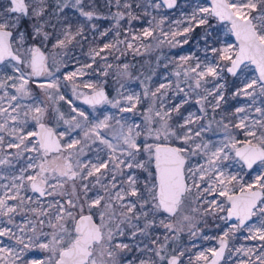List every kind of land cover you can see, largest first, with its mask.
<instances>
[{
    "label": "snow or ice",
    "instance_id": "6c2138e0",
    "mask_svg": "<svg viewBox=\"0 0 264 264\" xmlns=\"http://www.w3.org/2000/svg\"><path fill=\"white\" fill-rule=\"evenodd\" d=\"M106 3L109 15L102 17L94 0H55L54 6L51 0H0V72L12 70L0 75V168L9 170L0 171V180L7 181L0 183V222L5 224L0 237L19 246H3L0 240V264H17L30 249L47 253L30 264H182L185 251H169V242L185 229L196 236L198 219L218 214L227 225L216 238L218 247L189 255L188 264H227L226 252L248 258L239 264H264V0H211L210 6L193 9L186 27L167 33L163 19L151 27L152 16L150 27L132 33L130 40L140 3L135 8L133 0ZM161 3L172 9L177 0ZM161 3H148L144 15ZM66 9L83 22L70 19ZM101 18H110L113 27L99 35L112 31V37L90 47L91 62L62 72L74 46L89 39L85 26L95 30L91 22ZM213 20L235 43L221 40L217 32L213 43L218 46H206L203 60L190 64L192 56L179 57L175 81L153 87L146 78L141 94L117 90L110 97L106 80L83 79L108 77L114 68L118 81L131 79L129 65L114 64L109 56L119 60L127 50H147L151 44H143L144 38L164 43L154 36L156 28L171 37L172 46L186 44L187 38H175L186 37L194 27L207 26V39ZM122 31L125 38L118 39ZM97 58L103 63L97 64ZM31 83L45 100L33 95ZM62 87H70L91 111L66 99ZM169 91L183 93V99L169 107ZM230 100L245 102L225 108ZM60 101L69 105L67 113ZM189 103L199 106V115L181 112ZM16 216L23 222L17 223ZM240 231L262 243L256 250L230 248ZM133 248L142 255L130 258Z\"/></svg>",
    "mask_w": 264,
    "mask_h": 264
},
{
    "label": "rangeland",
    "instance_id": "374dc122",
    "mask_svg": "<svg viewBox=\"0 0 264 264\" xmlns=\"http://www.w3.org/2000/svg\"><path fill=\"white\" fill-rule=\"evenodd\" d=\"M154 1H155V3H161L160 0H149V3L150 2L154 3ZM5 2H6V0H5ZM51 2L53 3V6H54L55 0H51ZM161 5L163 6L162 3H161ZM197 6H210V3L207 0H179L178 7L174 11H172L171 14H166L165 12H162L158 9V16H157L158 19L152 22L151 27H155V25L161 19H163L164 23H163V25H161V27H162L164 32L167 33V32H171L174 30H180V29L187 26V18L189 16H191L193 9L196 8ZM65 11L66 12L70 11L71 15L69 16V18L72 19L73 21L83 22V18L80 17L79 14L77 12H75L74 10L66 9ZM154 13H155V11H154ZM153 15L154 14H152V16ZM151 18L152 17H150L142 27H139V28H137V30L130 32L128 34V39L129 40L131 39L132 33L139 34L143 28L150 27L148 21L151 20ZM100 21L101 20L98 19V20L91 22V23L96 24L95 30L90 29L89 27H87V25L85 26V32L89 37V39L87 40V45H85V46L75 45L74 46L73 51L69 54V57H68V59L71 61V63L69 64L68 68H62L61 69L62 72H67V71L73 70L75 67H79L81 64H83L85 62H91L90 56H89L90 47L101 46L112 37V35H113L112 31H109V35L106 37H101L99 35V33L103 32L105 30H108V29H112L113 21L108 22V23H104L101 26L99 25ZM176 21H180V23L177 24ZM53 23H55V21H53ZM210 23L212 25V28H211V32L213 33L212 36H208L207 39H205V33L202 35H199L198 33L195 32L196 27H194L193 31L187 33L186 37L185 36H178L175 38L178 41H183L186 38L188 40V42L186 44L180 43V44H177L176 46H172L168 42L171 39V37L161 36L160 35V28H156L154 36L160 37V39L164 40V43H167L170 45V53L168 56L164 57L159 62L160 65L156 66L155 69L153 70L152 78L149 81V83L153 87L158 86L160 83H169V82L175 81L177 79L174 75V71L176 69L177 64L179 63V57H181V56H192L193 60L189 61L190 64H194L196 59L203 60L204 55H205L204 49L206 46H208V47L218 46V43H213V39H214L217 32L219 33L221 40H223L225 42H229V43H235L234 38L231 36L230 33H227V29L224 25L218 24L214 20L210 21ZM26 24H27L26 22L23 23V27L25 29H27ZM94 33H95V42L93 43L92 37H93ZM124 38H125V34L122 31L121 35H120V37H118V39H124ZM156 40L157 39H155L154 37L144 38L142 43L145 45L153 43L150 47V48H153L155 45L154 42ZM157 41H159V40H157ZM131 42H133L134 45H139L141 43V41H131ZM120 47L123 48L124 46L120 45ZM150 48H148V49H150ZM143 51H145V49L143 47H141L140 53H142ZM208 56L209 57L212 56L211 52L208 53ZM73 57H74V59H73ZM132 60H133V58H130L125 54L122 55L119 60H115L113 56H109V61L113 62L114 64L123 65L124 63H127L128 65H130V63H132ZM102 63L103 62H101L99 60V58H97V64H102ZM89 71H91V70H89ZM116 71H118V70L115 68L110 69L108 77H103L100 75H93V76H86L83 79L86 81L87 80H91V81L106 80V81H108L109 78L118 79L116 74H115ZM119 71H122V68L119 69ZM10 74H12V70L10 68L5 69L3 72H0V75H10ZM59 75H60V73H57V76H59ZM40 80L43 81V78H40ZM105 85H104V87H105ZM227 85H228V90L230 93L231 87H232V80L228 79ZM30 87L32 88L33 95L35 97H38L41 101L45 100V97L43 95V91L39 87H37L36 83H31ZM181 87H184L185 90L188 91L186 85L181 84ZM81 90L87 91L85 89H81ZM117 90H120L125 94H131L133 92L136 94H141L143 92L142 79H140V77H138V76H135V77H132L131 79L126 80L124 85H123V88L114 89L112 92L110 91V97H115L117 95ZM61 91L66 94V99H69V98L72 99L76 106L80 107L81 109H86L88 111H91V109L89 107L84 106L80 102V100L75 99V97L72 94V90L70 87L69 88H63L62 87ZM227 95H228V93H226V96ZM168 96L171 97V100L169 101V107L173 103H179L183 99V93H180L177 95L173 91H169ZM244 102L245 101H243V100H230L228 105H225L224 107L231 109L233 105H239V104H242ZM24 103L28 104V103H31V101L25 100ZM146 103H147V101H144L143 104H141L138 107L143 108L144 104H146ZM59 106L61 107L62 111H65L67 113V111L69 109L68 104H66L64 101H60ZM198 107L199 106L196 105L195 103H189V104L184 105V107L181 109V112H185V110H189V111H195L199 115L200 113L197 111ZM103 110L104 109H100V111H103ZM108 111L109 112H115L116 110L109 108ZM208 111H209V116L207 117V119H211L213 114L211 112V109H209ZM124 115H127L129 117L133 116L132 113H128V114H124ZM176 118L179 119V116H177ZM220 118H221L220 112L215 113V119L219 120ZM135 120H136V122H139L140 117L138 115L135 116ZM213 130L214 131L216 130L215 122H213ZM206 135L209 137H212L213 132H209ZM219 138H220V134L217 132L215 135V139H219ZM11 151H15V150H11ZM20 164H23V161H21ZM20 164H17V165L20 166ZM0 171L8 173L9 170L7 168H0ZM255 174L256 173L253 172L252 175L254 176ZM246 179H247V177H246ZM6 182L7 181H4L3 183H6ZM219 215H222V214H218L216 217H214L212 215H208V216L203 217L202 219H198L197 224H196L197 235L191 236L188 229H185L184 232L179 234L177 239L169 242V245H168L169 251H171L173 249H175L176 252H179L180 250H184L185 256L182 259V264H188L187 257L189 255H192L194 253H199L200 251H203L209 247H218V243H217L216 238L219 237L220 235H222V231L225 230L227 227V225H225L224 221H222L218 218ZM18 217L19 216H17L16 221H19ZM3 226H5V225H0V227H3ZM7 226L12 227L11 225H7ZM45 231H48V229L45 228ZM157 233L163 234L164 229H157ZM247 235L248 234L244 231H240V232L236 233L235 238L230 240V248L232 246H235L237 248L243 246L244 242L246 241L245 236H247ZM204 237H212V239H204ZM126 242H131V241L126 240ZM261 243H262L261 241H258V243L253 247V249L256 250ZM8 246L19 247L18 245L15 244L14 240H9V239H8ZM26 254H27L26 255V258H27L26 261L29 262V264L33 260L39 262V261L46 259V257H47V253H45L39 249L27 250ZM128 255L130 258H134L135 256L142 255V254L139 253L135 248H133L132 251L130 253H128ZM241 259L247 260L248 258L243 256L242 254L238 255L235 252H226L225 260L227 261V264H239V261ZM17 264H20V262L17 261ZM221 264H224V261Z\"/></svg>",
    "mask_w": 264,
    "mask_h": 264
},
{
    "label": "trees",
    "instance_id": "16d2710c",
    "mask_svg": "<svg viewBox=\"0 0 264 264\" xmlns=\"http://www.w3.org/2000/svg\"><path fill=\"white\" fill-rule=\"evenodd\" d=\"M140 3L141 7L140 8H135V4ZM149 3V0H133L134 8H135V14L139 16V19L136 21L132 22V31L137 30V28L142 27L146 21L153 16H156V20L158 19V10H153L151 8H148V11L151 13L150 15H144L143 9L146 7V5ZM155 3V1H154ZM94 6L95 9L102 17H106L109 15V7L106 3V0H94ZM162 12H165L166 14H171L172 11L166 10L162 5L159 9ZM111 11H115V8L113 7ZM155 11V13H154ZM68 16L71 15L70 11H67ZM156 14V15H155ZM101 21L99 22L100 26L104 23L111 22L112 20L109 19H104L101 18ZM95 21V20H94ZM26 22V28L30 30V25L27 21ZM122 26H125L127 24V21H122L121 22ZM207 26H201V27H196L195 32L198 33L199 35H202L206 32ZM154 42V41H153ZM155 45L153 48L147 49L143 51L142 53H134L133 50H128L125 55H127L130 58H133L132 63L129 65V73L131 74V78L138 76L140 79H142V82L146 80V78H152V72L155 69L156 66L160 65V61L169 55L170 53V45L167 43H160L159 41L154 42ZM153 43H151L152 45ZM87 45V40L83 41L80 45L77 46H85ZM128 79L124 80H119L118 79H112L109 78L105 87L109 89V91H113L114 89H120V85L125 83V81ZM149 80V81H150ZM229 80H232V78H229ZM148 81V82H149Z\"/></svg>",
    "mask_w": 264,
    "mask_h": 264
},
{
    "label": "flooded vegetation",
    "instance_id": "af4514ba",
    "mask_svg": "<svg viewBox=\"0 0 264 264\" xmlns=\"http://www.w3.org/2000/svg\"><path fill=\"white\" fill-rule=\"evenodd\" d=\"M105 88H107V87H105ZM107 90H108V92H109V95H110V91H109V89L107 88ZM81 102V101H80ZM82 103V102H81ZM84 105V104H83ZM84 106H86V107H88L87 105H84ZM19 166L17 165V168H18ZM4 182V180H0V183H3ZM31 194V193H30ZM17 218V216L15 217V219ZM18 220L19 221H16L17 223H22L23 222V218L21 217V216H19L18 217ZM0 225H5L4 223H2V222H0ZM0 240H3L4 241V244H3V246H8V238L7 237H0ZM26 251L27 250H25V253H24V256H23V260L22 261H19L20 262V264H24V262L27 260V258H26ZM182 259H183V257L181 258V261H182Z\"/></svg>",
    "mask_w": 264,
    "mask_h": 264
},
{
    "label": "built area",
    "instance_id": "2783aa9c",
    "mask_svg": "<svg viewBox=\"0 0 264 264\" xmlns=\"http://www.w3.org/2000/svg\"><path fill=\"white\" fill-rule=\"evenodd\" d=\"M246 237V236H245ZM246 239V238H245ZM258 243V240L257 241H254V240H252L251 241V243H248V241L247 242H244V247H251V248H253L256 244Z\"/></svg>",
    "mask_w": 264,
    "mask_h": 264
},
{
    "label": "water",
    "instance_id": "95a60500",
    "mask_svg": "<svg viewBox=\"0 0 264 264\" xmlns=\"http://www.w3.org/2000/svg\"><path fill=\"white\" fill-rule=\"evenodd\" d=\"M161 1V0H160ZM207 1H209V3H211V0H207ZM178 5H179V0H177V4H176V7L175 8H172V9H168L166 6H164L168 11H174L177 7H178ZM234 38V37H233ZM234 40H235V38H234ZM106 89V91L108 92V90H107V88H105ZM109 93V92H108ZM225 255H226V253H225ZM222 263V262H221Z\"/></svg>",
    "mask_w": 264,
    "mask_h": 264
}]
</instances>
